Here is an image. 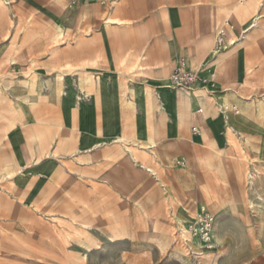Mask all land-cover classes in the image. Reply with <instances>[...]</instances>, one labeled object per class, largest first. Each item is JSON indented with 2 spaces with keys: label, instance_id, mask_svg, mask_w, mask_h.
Returning a JSON list of instances; mask_svg holds the SVG:
<instances>
[{
  "label": "rangeland",
  "instance_id": "374dc122",
  "mask_svg": "<svg viewBox=\"0 0 264 264\" xmlns=\"http://www.w3.org/2000/svg\"><path fill=\"white\" fill-rule=\"evenodd\" d=\"M73 1L0 0V84L6 88L0 91V148L9 125L25 124L29 129H37L29 120L46 116L49 109L55 108L46 98L48 90H40L41 96L34 105L16 101L27 89L17 84L11 87L10 81L40 79L42 72L51 77L56 70V48L61 44L70 46L74 34L97 33V27L68 22L63 35L54 39L57 21L66 11L78 7L81 0ZM111 1L99 2L101 21L109 16ZM206 3L223 6L224 15L215 24L228 18L234 26L235 39L241 41L239 46L223 52L230 50V55L234 51L235 57L237 50L250 42L264 43V0H168L161 5L179 9ZM152 9L157 12L164 8ZM90 14L93 9L82 7L78 19ZM251 24L254 26L243 31ZM108 28L102 23L103 34ZM184 61L189 65L187 59ZM175 63L167 67L159 65L156 71L160 70V76L168 74ZM141 65L146 76L153 75L148 61ZM120 66V69L102 66L95 74L91 71L79 74L92 76V83L82 87L78 81L75 87L66 86L64 73L57 71L63 79L55 86L60 87V94L53 90V95L65 118L55 123L51 134L43 131V123L39 125L38 138L46 143L47 156L40 157L42 151H38L35 156L26 157V165H54L55 158L61 154L58 158L61 169L56 177L43 182L36 196H32L34 185L25 198L16 192L12 180L7 179V176L15 179L22 165L18 164L15 170L3 166L2 173L0 169V264H264V138L255 135L246 136L249 139L246 140L238 132L230 131L231 126H226L225 120L234 115V110L222 113L210 99L206 105L198 104L203 109L200 123L189 109L179 124L174 122L170 92L158 103L161 112L156 110L147 117L142 96L146 78L134 79L135 62L130 55L120 61ZM196 66L192 64L194 69ZM112 71H120L123 82H137L134 95L137 111L123 106L119 109L124 117L123 132L128 136L137 135L128 144L132 148L124 146V149L133 162L134 158L137 161L136 154L150 151L146 138L152 134L155 161L146 164L152 172L128 159L118 143L95 134L101 125L98 93L102 78L115 80ZM198 86L212 89L211 78L205 85L196 83L190 88L202 97L204 89L195 88ZM74 88L79 96L75 99L77 103L72 104L73 110L78 111L84 104L83 98L90 95L92 106L83 108L93 111L94 127L97 126L93 134L98 140L91 145L83 143L82 151L88 152L85 156H74L75 138L62 134L64 128H71L76 132L77 142L89 136L68 121L66 106L72 100ZM28 91L34 94V90ZM123 93L133 99L125 87L118 95L119 100ZM259 100L264 101V84L250 98L238 101L243 104ZM21 106L29 118H21L23 109H17ZM96 106L100 111L99 122ZM239 112L257 120L263 130L264 117L257 115L255 107ZM148 122L151 129L147 127ZM192 124L200 130L199 139H192ZM97 134L101 136L99 130ZM141 144L144 149H136ZM76 161L84 164L78 167ZM4 163L0 159V168ZM252 167L261 173L249 182L247 174ZM177 219L189 230L187 238L182 235ZM212 233L216 243H211ZM110 234H117L114 237L117 238H111ZM191 238L200 245H191Z\"/></svg>",
  "mask_w": 264,
  "mask_h": 264
},
{
  "label": "crops",
  "instance_id": "0c3cea01",
  "mask_svg": "<svg viewBox=\"0 0 264 264\" xmlns=\"http://www.w3.org/2000/svg\"><path fill=\"white\" fill-rule=\"evenodd\" d=\"M164 1L166 2L168 0H115L116 3L109 7V16H107V18L105 17L106 19H104V22L100 19L102 9L98 0H81L78 7L71 8L60 17L56 23L55 29L61 28L63 35L68 22H79L80 25L97 27V33L90 32L84 35L74 34L71 36L69 42L70 46H62L63 44H61L60 48H56L54 52L56 65L55 72L62 71L66 77L65 85L67 86L71 84L75 87L76 82H79V74H83L85 71H91L95 74L100 67L109 65L120 69V61L124 57L130 55L135 62L136 69H133L132 76L134 79H139L141 76L145 77L146 79L142 87V92L143 88H149L151 91L150 95H142L144 100V113L147 117L152 116L153 112L156 110L160 111L158 103L161 99H166V94L169 92L174 104L175 99H173V93L178 92V97H180L181 102L178 114L175 113L174 122L179 124L185 115L184 112L189 109L200 123L203 109L201 113H196L197 108H199L198 104L206 105L208 103L207 100H213L216 107L223 113L220 100L225 97L229 102V109L231 110L233 107L232 109L234 110V115L228 116L227 120H225L226 126L230 125L234 132H241V134L249 136L250 138L255 135L264 138V128L263 130H260L258 121L254 119L251 120V117L241 114L237 109V105L240 103L238 100L250 98L256 92V89H261L264 84V43L255 44L250 42L242 49H238V53L235 57H233L234 51L228 55L230 50L225 52L222 50L221 52L223 53H212L214 29L222 20L217 24H215V22L218 18L221 19L223 17V6L218 4L207 5L206 3L194 4V7L188 6L174 9L169 5H161ZM154 6H163L164 9L155 12V10L152 9ZM82 7H88L89 10L93 9V14L78 19L80 8ZM108 17L111 21L108 20ZM102 23L104 27H109L105 34L102 33ZM252 26H254V24H251L250 27L243 31H246ZM116 32H121L122 34H117ZM143 32L145 34H143ZM230 32L231 34L229 33V37L234 43L230 44L226 49L234 48L241 44L239 38L235 39L234 37L235 29ZM152 33L153 36L151 40L146 42L147 38L150 36L149 34ZM225 54L228 56H223ZM180 59H187L189 65L186 64V66L191 69H194L192 64L197 65L195 69L199 68L201 70L200 73L204 77L207 79L211 78L212 89L208 88L211 92L207 93L203 91V96L201 95L202 97H200L195 90L186 91L164 87V81ZM143 61L149 62L153 75L146 76V73L142 71L144 69L141 65ZM175 61L176 63L168 74L160 76V70L156 71V69L159 68V65L167 67ZM55 72L51 77H47L48 75L45 72H42L40 74V79H36L39 80L40 90L44 92L51 86L49 96L46 98L55 105V108L49 109L50 113L48 110L46 116L38 115V119L29 120L30 122L32 121V125L37 126V129L36 127L29 129L25 124H18L17 126L9 125L6 134L1 141L3 146L0 148V159L5 162L0 168L1 173L3 166L15 170L18 164L22 165V169L17 171L15 179L9 176H7V179L12 180L16 192L20 193L23 198L29 196L34 185L35 189L32 196H36L43 182H47L56 177L61 169L60 161L58 159L61 157V154L58 158H55L54 165L42 164L32 165L31 167L26 165V157L35 156L34 153H37L38 151H42L40 157L47 156V149L44 147L46 143L40 142L38 138L40 134L39 125L43 123V125H45L42 127L43 131L51 134L56 126L55 123L57 121L63 122L65 118L61 105L53 95L55 87L53 76ZM56 74H58V72ZM111 74L114 76L115 80L106 77L102 78V89L98 93V99L102 106V114L101 125L96 129L95 134L101 138L97 134V131L99 130L100 135L106 137L108 141L118 143L121 152L133 162L129 157V152H127L126 148L122 150L121 142L119 143L115 141V138L121 133L124 134L126 147H129L128 144L132 140V137L137 138L136 134L128 136L123 132L122 124L124 123V117L122 110L121 113L119 111L122 106L127 107L128 109L131 108L133 111H137V108L127 106L126 103L130 99L129 96L126 97L124 93L122 94V100H119L118 98L119 93L124 90L125 87L129 90L130 87L136 89L137 82L136 80H131L130 83L127 81L123 82L120 71L119 73L112 71ZM10 83L11 87L14 84L19 85L18 78L10 81ZM119 83L121 88L119 87ZM78 85L80 86L79 83ZM83 85L85 84H82V86ZM99 88L100 87H97V90H99ZM3 89L6 88L3 87ZM156 89L158 91H156ZM160 89H165V94L157 101L155 95L157 92H161ZM72 95V100L68 101L66 106L68 121L71 124H76L79 129L87 132L89 136L85 140L77 142L75 137L76 132L71 128H64L62 134L67 137L73 136L75 138L76 153L73 154L74 156H85V153L88 152L82 151L85 149L83 143L91 145L98 140L93 134L97 127H94V113L92 110H86V108H83L85 105L88 107L92 106L90 99L91 96H85L83 98L84 104L80 105L78 111H74L72 104L77 103L75 99L79 96L77 88H74V94ZM186 102L189 104L187 108ZM244 102L246 103L247 101ZM76 106L77 105H75V107ZM17 109L21 111L23 108L21 106ZM97 109L99 122L100 111L98 107ZM53 111H56L57 114L55 115ZM20 113H22L23 116L21 118H29V115L26 114L24 109ZM41 117H45L46 119H41ZM7 121L9 124L11 121L9 117ZM46 121L49 122L48 126L46 125ZM24 122L26 121L24 120ZM83 125L84 127H82ZM147 126L150 129L152 128L149 122L147 123ZM194 126L198 129V133L196 134L192 133V127ZM190 134L192 135V139H199L200 130L196 124L191 125ZM34 135L37 136V139H34ZM57 135L59 136V132H57ZM151 135L152 134L148 135L147 138L153 140V136L151 137ZM77 146L80 147V150L77 149ZM148 147L150 148V151H145L139 155L136 154L137 162L133 163H136L141 167H148L146 165L148 162L155 161V153L151 150V146ZM140 148L144 149L143 145H139L136 149L139 150ZM56 152L57 151L55 150V153ZM55 156L57 157V154ZM75 163L78 167L84 164L79 161H76Z\"/></svg>",
  "mask_w": 264,
  "mask_h": 264
},
{
  "label": "bare ground",
  "instance_id": "6f19581e",
  "mask_svg": "<svg viewBox=\"0 0 264 264\" xmlns=\"http://www.w3.org/2000/svg\"><path fill=\"white\" fill-rule=\"evenodd\" d=\"M73 3H75V1H73ZM111 3L112 4H115L116 2H115V0H112L111 1ZM107 18V17H106ZM105 18V19H106ZM108 20H110L111 21V19L108 17ZM105 22V21H104ZM108 22V21H107ZM56 31V33L54 34V39H56V38H59L61 35H62V29L61 28H56L55 29ZM141 73V72H140ZM79 77V84H80V86H82V84H91L92 83V76L89 74V73H86L85 75H82V76H78ZM55 86H57V85H60L61 84V82H62V79H63V76H62V74L61 73H59L58 72V74H56L55 75ZM18 81H19V85L20 86H23V87H25L26 89H27V91L26 92H24V94L22 95V97L20 96V100L18 99H16V101H18V102H20V103H24V102H29V104H32V105H34L35 103H36V100L40 97V95H41V91H40V84L38 83V80H35V79H19L18 78ZM119 86H120V83H119ZM164 87H166V88H168V89H180V90H186V91H191V90H193V89H182V88H178V87H175V88H169V87H167V85H166V80L164 81ZM50 88H51V86L50 87H48L47 89H48V91H50ZM204 90L203 91H205V92H207V93H209V92H211V90H209L207 87H205V88H203ZM1 90H3V87H1V84H0V91ZM28 90H34V94H31ZM54 90L57 92V94H60V87H54ZM130 91H131V93H132V95H133V99H130L129 101H127V106H129V107H132V108H135V100H134V95H135V93H136V89L134 88V87H130ZM160 93L159 92H157L156 93V95H155V99L158 101V99L161 97V96H164V94H165V89H160ZM154 92V91H153ZM150 93H151V91H150V89L149 88H143V92H142V95L143 94H147V95H150ZM178 95H179V93L178 92H174L173 93V99H175V103L173 104V107H174V110H175V113L176 114H178V112H179V105H180V102H181V99H180V97H178ZM191 97V96H190ZM194 98V97H193ZM124 99V98H123ZM122 100V99H121ZM148 100H150V99H148ZM146 102V101H145ZM150 102V101H149ZM185 102V101H184ZM148 103V102H147ZM245 103V102H244ZM220 104H221V109L225 112V114H226V112L227 111H229L230 109V106H229V102H228V100L225 98V97H223L221 100H220ZM237 104V103H236ZM123 105V104H122ZM188 102H186V108L188 107ZM238 110L239 111H241V112H245L250 106H252V107H255V110H256V113H257V115H259L261 118H263L264 117V101H262V100H259V101H257V102H255V101H247L245 104H242V103H239L238 105ZM236 106V107H237ZM148 107H149V105H148ZM147 107V108H148ZM235 107V108H236ZM233 108V107H232ZM231 108V109H232ZM148 110H149V108H148ZM151 113V112H150ZM185 113V112H184ZM149 114V113H148ZM148 127V126H147ZM230 129V131H234L233 129H232V127H229ZM238 134H240L242 137H244L246 140H249L245 135H243V134H241V132H239ZM101 138H104V137H102V136H100ZM151 137H152V135H151ZM105 140H107V138H104ZM115 141H117V142H121V149L122 150H124V146H125V142H126V139H125V137H124V134H119L118 136H116V138H115ZM147 141H148V144H150L151 146L152 145H155V141L154 140H152L151 138H147ZM140 146H142V145H140ZM48 151V150H47ZM132 152V151H131ZM132 154V153H131ZM131 156V155H130ZM129 156V157H130ZM132 157L134 158V155L132 154ZM49 158V157H48ZM134 162H137L136 160H135V158H134ZM142 167H144V166H142ZM146 170H148V171H153L151 168H148V167H144ZM253 168V167H252ZM260 171L258 170V169H256V168H253L251 171H249L248 172V181L249 182H253V180L255 179V177L257 178L258 177V175H260ZM256 180V179H255ZM250 204L252 205V207H253V202H250ZM172 218V217H171ZM178 220V222H179V224H180V226H181V231H182V235L185 237V238H187V236H188V234H189V230L183 225V221H181L180 219H177ZM113 221V220H112ZM87 226H90V225H87ZM85 227V226H84ZM91 227H92V225H91ZM117 228V227H116ZM79 229H80V227H79ZM80 230H83V228L82 229H80ZM76 232V231H75ZM78 232V231H77ZM79 233V232H78ZM112 233V232H111ZM76 235H77V233H75ZM109 235V234H108ZM117 235V234H116ZM115 234H110V236H111V238H114L115 236H116ZM81 236V235H80ZM77 237H79V236H77ZM76 238V237H75ZM117 238V237H116ZM116 238H114V239H116ZM119 238V237H118ZM122 239V238H121ZM212 242L211 243H216V236H215V234L214 233H212V240H211ZM83 243V242H82ZM190 244L191 245H194L195 246V244H198V245H200V243H197V240H194V239H190ZM193 246V247H194ZM196 248V247H195ZM197 248H198V246H197Z\"/></svg>",
  "mask_w": 264,
  "mask_h": 264
},
{
  "label": "built area",
  "instance_id": "2783aa9c",
  "mask_svg": "<svg viewBox=\"0 0 264 264\" xmlns=\"http://www.w3.org/2000/svg\"><path fill=\"white\" fill-rule=\"evenodd\" d=\"M76 1V0H74ZM101 4H105L107 0H98ZM234 29L233 24L229 19H224L222 22L217 24L214 29V44L212 48V53H218L222 50L228 48V46L234 43L233 40L229 37V31ZM200 69H191L186 66V63L183 59H180L177 65L173 68L172 72L168 75L166 79V85L169 88H182L190 89L196 83H201L205 85L208 82V79L200 73ZM203 89L204 86L195 87ZM202 108H197L196 113H201ZM192 133H198V129L194 126L192 127ZM205 209V208H201Z\"/></svg>",
  "mask_w": 264,
  "mask_h": 264
}]
</instances>
